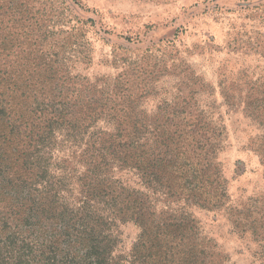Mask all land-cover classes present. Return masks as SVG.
Wrapping results in <instances>:
<instances>
[{
  "label": "trees",
  "instance_id": "trees-1",
  "mask_svg": "<svg viewBox=\"0 0 264 264\" xmlns=\"http://www.w3.org/2000/svg\"><path fill=\"white\" fill-rule=\"evenodd\" d=\"M81 9L0 0V264H226L193 207L264 239L256 205L227 204L223 126L184 96L140 109L156 59L96 82L73 72L91 59ZM128 222L139 232L122 251Z\"/></svg>",
  "mask_w": 264,
  "mask_h": 264
},
{
  "label": "rangeland",
  "instance_id": "rangeland-1",
  "mask_svg": "<svg viewBox=\"0 0 264 264\" xmlns=\"http://www.w3.org/2000/svg\"><path fill=\"white\" fill-rule=\"evenodd\" d=\"M79 1L82 16L94 25L85 34L91 59L76 62L73 72L96 82L134 61L145 67L156 59L163 73L140 109L154 112L162 102L184 96L223 126L218 161L227 204L256 205L262 230L264 165L253 144L264 142V0ZM191 212L226 264H264V239L236 231L225 210L193 207ZM118 229V248L128 251L139 229L130 222Z\"/></svg>",
  "mask_w": 264,
  "mask_h": 264
}]
</instances>
